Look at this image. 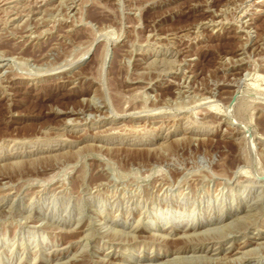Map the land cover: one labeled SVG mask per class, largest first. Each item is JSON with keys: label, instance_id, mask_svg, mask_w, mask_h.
<instances>
[{"label": "rangeland", "instance_id": "obj_1", "mask_svg": "<svg viewBox=\"0 0 264 264\" xmlns=\"http://www.w3.org/2000/svg\"><path fill=\"white\" fill-rule=\"evenodd\" d=\"M236 263L264 264V0L0 1V264Z\"/></svg>", "mask_w": 264, "mask_h": 264}, {"label": "bare ground", "instance_id": "obj_2", "mask_svg": "<svg viewBox=\"0 0 264 264\" xmlns=\"http://www.w3.org/2000/svg\"><path fill=\"white\" fill-rule=\"evenodd\" d=\"M0 1H2V0H0ZM244 15V14H243ZM14 18V17H13ZM83 57V56H82ZM80 58V57H79ZM78 61H79V59H78ZM54 70V69H53ZM45 72V71H44ZM49 74H51V73H49ZM92 101V100H91ZM196 102V101H195ZM119 128V127H118ZM249 143V142H248ZM250 144V143H249ZM224 164V163H223ZM183 235H187L186 233L185 234H183ZM186 249V248H185ZM190 249V248H189ZM262 251V250H261ZM150 257V256H149ZM230 262V261H229ZM71 263V262H70ZM237 264V263H236Z\"/></svg>", "mask_w": 264, "mask_h": 264}, {"label": "water", "instance_id": "obj_3", "mask_svg": "<svg viewBox=\"0 0 264 264\" xmlns=\"http://www.w3.org/2000/svg\"><path fill=\"white\" fill-rule=\"evenodd\" d=\"M234 99H235V95L231 98V102H233Z\"/></svg>", "mask_w": 264, "mask_h": 264}]
</instances>
